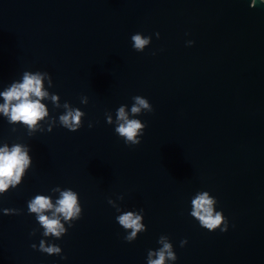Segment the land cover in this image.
I'll return each instance as SVG.
<instances>
[{"label":"water","instance_id":"water-1","mask_svg":"<svg viewBox=\"0 0 264 264\" xmlns=\"http://www.w3.org/2000/svg\"><path fill=\"white\" fill-rule=\"evenodd\" d=\"M136 31L152 34L144 51L132 47ZM25 69L49 71L52 91L86 116L77 131L57 124L33 136L0 117V139L24 140L33 156L23 183L0 199L25 209L0 212V264H147L161 233L175 245V264H264V5L0 0V88ZM135 94L154 111L141 114L143 139L130 146L105 113L130 106ZM56 184L73 187L83 204L82 217L56 241L66 260L31 247L42 229L30 235L38 222L26 210L31 195ZM198 189L217 196L226 232L188 214ZM109 196L143 207L147 231L124 240Z\"/></svg>","mask_w":264,"mask_h":264},{"label":"clouds","instance_id":"clouds-1","mask_svg":"<svg viewBox=\"0 0 264 264\" xmlns=\"http://www.w3.org/2000/svg\"><path fill=\"white\" fill-rule=\"evenodd\" d=\"M248 3L249 7H256L258 3L264 5V0H248ZM155 35L159 37L160 32L157 31ZM131 41L135 50L144 51L152 42V34L136 31L132 33ZM194 43L191 39L186 41L188 45ZM153 54L155 55V50ZM53 87L54 81L49 71L25 69L18 78L0 88V117L12 125L13 132L18 127L24 128L27 136H33L38 131H52L57 124L70 131L79 130L84 124L85 111L69 100L62 101L60 93L52 91ZM131 99L130 106L128 103H121L114 114L111 110L105 113L107 123L114 125L115 133L130 146L141 143L143 139L147 122L141 119V114L154 111L153 104L145 95L135 94ZM88 101L87 95L80 97L82 104H87ZM50 105L57 110L58 115L52 114ZM60 109L63 111H59ZM92 126L93 122L89 120L88 127ZM32 165L33 156L29 143L19 138L0 139V199L23 183ZM118 199H124L123 193L119 194ZM108 203L116 210L115 220L124 229V240L132 242L141 232L147 231L143 207H125L111 196L108 197ZM218 203L217 196L211 190L198 189L191 196L188 214L209 231L219 229L226 232L230 221L224 209L218 208ZM26 205L27 212L34 215L38 222L30 235L34 236L42 229L39 243L33 241L31 247L66 260L67 255L56 241L62 239L83 215L79 192L71 186L56 184L47 191L35 192L27 199ZM23 211V208L0 206V212L4 214H20ZM179 243L183 247L188 243V238H182ZM157 244L158 247L147 250V264H175L179 257L170 235L161 233Z\"/></svg>","mask_w":264,"mask_h":264}]
</instances>
